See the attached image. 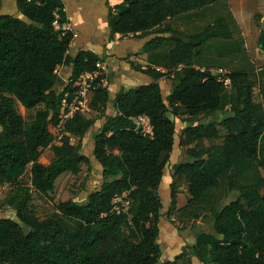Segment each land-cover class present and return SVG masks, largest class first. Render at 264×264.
I'll use <instances>...</instances> for the list:
<instances>
[{
	"label": "trees",
	"instance_id": "obj_1",
	"mask_svg": "<svg viewBox=\"0 0 264 264\" xmlns=\"http://www.w3.org/2000/svg\"><path fill=\"white\" fill-rule=\"evenodd\" d=\"M254 2L261 6L254 15L257 22L264 17V0ZM226 3L120 0L110 4L106 0L108 38L153 35L144 42L143 51L158 48L165 40L199 49L211 38H232L226 17L218 15L192 34L169 21ZM15 4L19 15H0V186L12 185L0 206L12 208L15 215V219L0 217V264H158L162 202L157 189L174 145L171 114L186 116L185 142H196L185 149L187 159L173 165L172 221L193 222L206 216L212 220V231L196 236L193 255L201 264H264V174L260 172L264 81L262 101H255V81L245 71L213 74L188 63L163 71L129 60L133 70L151 81L120 87L112 99L114 114L105 115L93 137V157L101 169L99 188L89 192L84 202L68 198L59 201L55 211L36 215L30 206V187L20 181L28 166L31 187L41 193L52 191L62 173H78L82 163L90 171L82 139L93 119L75 112L54 142L60 102L68 89L63 84L56 90L61 82L57 68L70 65L69 78L75 79L94 71L104 57L88 49L73 57L68 54L73 31L62 28L68 22L62 0H15ZM257 31L256 44L264 53V28ZM165 75L171 90L164 97L159 79ZM97 82L99 76L95 88L88 89L90 106L104 115L108 83ZM17 101L26 110L36 108L29 123L18 112ZM140 117L147 118L148 133L138 127ZM199 117L209 119L196 122ZM72 137L77 138L75 143ZM219 138V143H204ZM45 148L53 154L48 162L41 160ZM178 180L187 184L188 197L175 208ZM124 192L128 208L116 212L112 199Z\"/></svg>",
	"mask_w": 264,
	"mask_h": 264
},
{
	"label": "rangeland",
	"instance_id": "obj_2",
	"mask_svg": "<svg viewBox=\"0 0 264 264\" xmlns=\"http://www.w3.org/2000/svg\"><path fill=\"white\" fill-rule=\"evenodd\" d=\"M3 0L2 10L8 12L9 2ZM14 1V0H13ZM81 1V3H78ZM106 0H69L67 1V9L70 16H73L74 10L79 9V14L76 19L86 16L87 21L93 28L94 38H106L101 46V51H106V45L111 41L108 38L106 27L107 7ZM110 4L118 3L120 0H107ZM264 8V6H262ZM261 9L254 0H227L226 4L212 6L199 15H192L190 18L180 17L169 21L172 27L181 30L187 34H192L202 29L208 22L212 21L216 16L221 15L227 18L233 29V36L230 39L211 38L199 49H187L178 43L170 40H165L162 45L152 50H141V48L134 49L129 52L136 45V37L123 36L118 38V42L113 45L109 54V61L106 67L109 72L105 83H108L109 101H107L104 108V115H100L99 108H93L89 105L83 114L93 119V125L90 127L87 135L82 139L83 152L90 158V171L85 163L81 164V170L76 173L65 172L59 175L54 181V189L47 193H41L31 187L29 166L22 175L20 181L30 187L31 199L30 206L32 210L39 216H45L55 211L56 204L59 201L68 198L74 199L77 202H84L87 199L89 192L99 188L101 183V170L98 163L92 157L93 137L100 129L105 115L114 114L112 105V97L115 90L119 87H129L138 84L148 83L151 81L150 77L144 75V79L133 76L132 68L128 61L132 60L141 65H153L163 71H172L176 67H181L188 63L196 67H206L213 72L226 73L231 71H245L248 72L251 78L255 81L253 89L254 100L262 101L260 94V86L264 81L262 72L264 70V53H262L256 44L257 30L264 28V17L262 20L255 21L254 15ZM73 19V17H72ZM255 21V22H253ZM91 28V29H92ZM76 33V37H77ZM84 34H79L81 38ZM92 35V36H93ZM153 35H148L143 38L149 39ZM131 39V40H130ZM136 41H133V40ZM127 44V45H125ZM134 44V45H133ZM75 49V46L72 47ZM105 56V55H104ZM182 61V63H179ZM58 75H62V70H57ZM65 82L62 81L56 86V90H60ZM162 95L165 97L171 90V81L165 75L159 79ZM16 108L19 113L23 115L26 122L29 123L36 111V108L26 110L17 101ZM171 117L175 122V135L173 149L169 155V159L163 170V178L157 189L159 197L162 202V215L160 217V235L158 237V244L161 249V257L158 264H201V262L193 255L192 244L196 236L202 231H212V220L210 217L197 218L193 222L180 223L177 220L172 221L175 215L170 209V184L172 181L173 165L175 163L185 161L187 156L185 149L190 146H195L196 142H185L186 138L183 136V128L186 125L185 115H173ZM209 117H199L196 122H206ZM145 133L150 131V126L147 119L140 117L136 119ZM219 134H224V129L219 127ZM71 141L75 143L76 137H72ZM57 142V139L54 140ZM220 142L219 139H204V143L216 144ZM52 151L50 148H45L41 160L48 162L52 158ZM92 157V158H91ZM260 172L264 174V168H260ZM178 186L176 192L175 208L182 206L188 197L187 184L182 180L175 182ZM12 185L5 184L0 186V204L4 197L11 190ZM170 212V213H169ZM0 217H8L15 219L14 211L9 207L0 206ZM182 256L176 259L177 255Z\"/></svg>",
	"mask_w": 264,
	"mask_h": 264
},
{
	"label": "built area",
	"instance_id": "obj_3",
	"mask_svg": "<svg viewBox=\"0 0 264 264\" xmlns=\"http://www.w3.org/2000/svg\"><path fill=\"white\" fill-rule=\"evenodd\" d=\"M62 28L70 29L68 23H63ZM74 36H76L75 32H73V37ZM95 67L96 69L94 71L82 73L75 79L68 78L65 81L64 84L65 86L68 85V89L64 92L60 102L58 130L55 134L56 139H59L64 133V123L69 117H71L75 112H83L89 108L91 95H89L88 89L95 88V79L99 76V83L105 84L106 77L109 72L106 64L103 61L98 60L95 63ZM156 68L159 69L158 67ZM99 83L97 82V84ZM112 203L113 209L116 210V212L121 210L125 211L129 205L127 192L115 196L112 199Z\"/></svg>",
	"mask_w": 264,
	"mask_h": 264
},
{
	"label": "crops",
	"instance_id": "obj_4",
	"mask_svg": "<svg viewBox=\"0 0 264 264\" xmlns=\"http://www.w3.org/2000/svg\"><path fill=\"white\" fill-rule=\"evenodd\" d=\"M4 1L8 2V0H4ZM62 1L64 2V10H65V13H66V17L68 19L67 23H68L70 29L73 32L78 34L77 37L74 36L72 38V40L70 42L69 49H68V54L71 57H73L78 50H80V49H84V50L88 49V50H91V51L97 53L99 56H103L104 57L103 62L106 64L107 61H109V58H110L109 54L111 52V48H113L112 44L117 43L118 42V38H120L121 36L119 34H115L114 35L115 41H111L110 44L106 45V51H103V50L101 51V46H102V44H103V42H104V40L106 38V35L103 38H99V39L94 38V35L92 34L93 33V28L90 25V23L87 21L86 16H82L81 18H78L79 20H77L76 16L79 14V9H75L74 13H73V16H70V14L68 12V9H67V1H69V0H62ZM75 1H77V0H75ZM9 2H10L9 3V8H8L9 11L8 12H4V10H2L3 0H0V15L1 14L19 15V12L17 11V8H16L15 0L14 1L10 0ZM78 3H81V1H79ZM72 17H73V19H72ZM80 33L84 34L81 38L79 37ZM107 34H108V30H107ZM143 38L144 37L137 38V41L132 39L133 41H136L134 43L136 45L133 47V49L128 51V53L129 52H133L134 49L141 48L143 46L144 42L148 40V39L143 40ZM125 45H127V44H125ZM73 46H75V49H72ZM59 69L62 70V75H59L60 78H61V83H62V81L65 82L69 78L70 73H71V66L70 65H60L57 68V70H59ZM132 71H134L133 72V76H137L140 79H144L146 82L149 81V79L145 78V76H144L145 74L140 73L138 71H135L133 69H132ZM119 89H120V87L118 88V90ZM118 90L114 91L112 99L114 98L115 93ZM92 157H93V148H92Z\"/></svg>",
	"mask_w": 264,
	"mask_h": 264
},
{
	"label": "water",
	"instance_id": "obj_5",
	"mask_svg": "<svg viewBox=\"0 0 264 264\" xmlns=\"http://www.w3.org/2000/svg\"><path fill=\"white\" fill-rule=\"evenodd\" d=\"M213 74H216V72H212ZM138 127H140V125H138Z\"/></svg>",
	"mask_w": 264,
	"mask_h": 264
}]
</instances>
